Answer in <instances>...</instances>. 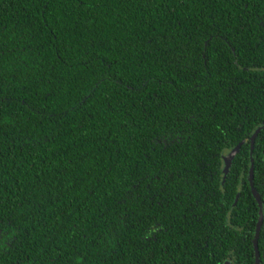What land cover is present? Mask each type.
Here are the masks:
<instances>
[{
  "label": "trees",
  "instance_id": "trees-1",
  "mask_svg": "<svg viewBox=\"0 0 264 264\" xmlns=\"http://www.w3.org/2000/svg\"><path fill=\"white\" fill-rule=\"evenodd\" d=\"M263 122L264 0H0V264H264Z\"/></svg>",
  "mask_w": 264,
  "mask_h": 264
},
{
  "label": "water",
  "instance_id": "water-1",
  "mask_svg": "<svg viewBox=\"0 0 264 264\" xmlns=\"http://www.w3.org/2000/svg\"><path fill=\"white\" fill-rule=\"evenodd\" d=\"M264 127V122L258 126L255 131L252 133L251 137H250V156L252 154V148H253V144H254V139L256 134L258 133V131ZM239 149V145L235 146L234 148H232V150L223 157L224 163H225V167L224 169H222V173L223 175H226L229 165L231 164V160L233 159V157L235 156L236 152ZM253 161L252 158H250V167H249V171H248V180L250 183V187H251V192L253 194V196L255 197L258 206H259V217H258V221L256 224V229H255V234H254V238H253V245H254V252H255V264H258L259 262V252H258V247H257V238H258V234H259V230H260V226L262 223V206H261V199L260 196L258 194V192L256 191V189L253 187Z\"/></svg>",
  "mask_w": 264,
  "mask_h": 264
},
{
  "label": "rangeland",
  "instance_id": "rangeland-1",
  "mask_svg": "<svg viewBox=\"0 0 264 264\" xmlns=\"http://www.w3.org/2000/svg\"><path fill=\"white\" fill-rule=\"evenodd\" d=\"M231 150L232 149L224 151V153L222 154V169H224V167H225V163H224L223 157L226 156Z\"/></svg>",
  "mask_w": 264,
  "mask_h": 264
}]
</instances>
